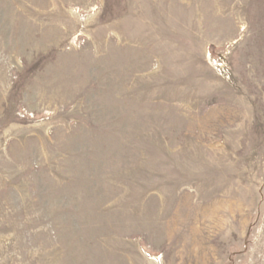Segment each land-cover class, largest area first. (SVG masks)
Wrapping results in <instances>:
<instances>
[{"label":"rangeland","instance_id":"374dc122","mask_svg":"<svg viewBox=\"0 0 264 264\" xmlns=\"http://www.w3.org/2000/svg\"><path fill=\"white\" fill-rule=\"evenodd\" d=\"M0 264H264V0H0Z\"/></svg>","mask_w":264,"mask_h":264}]
</instances>
